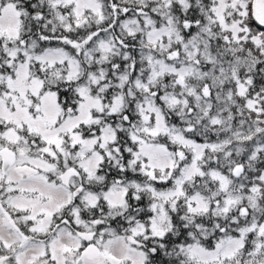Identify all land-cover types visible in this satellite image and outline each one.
Returning a JSON list of instances; mask_svg holds the SVG:
<instances>
[{
  "label": "snow or ice",
  "instance_id": "6c2138e0",
  "mask_svg": "<svg viewBox=\"0 0 264 264\" xmlns=\"http://www.w3.org/2000/svg\"><path fill=\"white\" fill-rule=\"evenodd\" d=\"M0 264H264V0H0Z\"/></svg>",
  "mask_w": 264,
  "mask_h": 264
}]
</instances>
